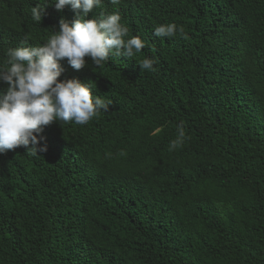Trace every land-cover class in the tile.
Returning a JSON list of instances; mask_svg holds the SVG:
<instances>
[{"label":"trees","instance_id":"trees-1","mask_svg":"<svg viewBox=\"0 0 264 264\" xmlns=\"http://www.w3.org/2000/svg\"><path fill=\"white\" fill-rule=\"evenodd\" d=\"M46 2L0 0V62L79 14ZM114 8L141 52L58 77L94 81L108 112L0 153V264H264V0H103L89 18ZM170 22L185 35H154Z\"/></svg>","mask_w":264,"mask_h":264},{"label":"clouds","instance_id":"clouds-1","mask_svg":"<svg viewBox=\"0 0 264 264\" xmlns=\"http://www.w3.org/2000/svg\"><path fill=\"white\" fill-rule=\"evenodd\" d=\"M46 3H52L57 10L70 6L79 10V14L71 21L61 18L58 27L52 28V34L41 43L32 45L30 37L25 36L18 46L6 49L0 62V81L7 85L0 92V153L23 146L35 157L47 151L40 135L45 126L53 122L84 125L101 112H108L112 100L93 93L94 81L58 79L64 71L61 60L66 58L71 67L79 70L85 66L87 57L97 68H102L110 58H133L145 46L139 36L130 35L128 26L121 22L118 8L89 18V13L99 8L103 0ZM46 3L32 6L33 21L41 22ZM109 3L117 6L121 0H109ZM153 33L162 38L185 35L183 26L171 22L154 25ZM157 62L156 57L145 56L138 65L141 70L154 71ZM159 131L155 129L152 135ZM185 138L181 122L177 125L176 138L169 142V151L181 147Z\"/></svg>","mask_w":264,"mask_h":264}]
</instances>
